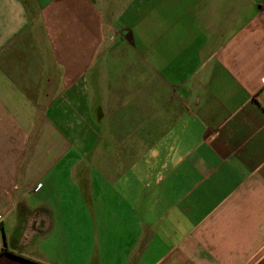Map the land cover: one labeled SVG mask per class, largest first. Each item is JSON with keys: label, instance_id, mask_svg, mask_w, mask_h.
<instances>
[{"label": "crops", "instance_id": "0c3cea01", "mask_svg": "<svg viewBox=\"0 0 264 264\" xmlns=\"http://www.w3.org/2000/svg\"><path fill=\"white\" fill-rule=\"evenodd\" d=\"M0 264H264V0H0Z\"/></svg>", "mask_w": 264, "mask_h": 264}, {"label": "trees", "instance_id": "16d2710c", "mask_svg": "<svg viewBox=\"0 0 264 264\" xmlns=\"http://www.w3.org/2000/svg\"><path fill=\"white\" fill-rule=\"evenodd\" d=\"M4 253H8V254H11V255H15V253L14 252H11V251H8V250H4Z\"/></svg>", "mask_w": 264, "mask_h": 264}]
</instances>
